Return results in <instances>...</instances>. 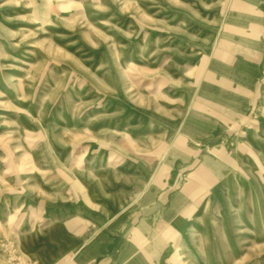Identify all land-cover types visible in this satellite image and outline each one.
<instances>
[{
    "label": "rangeland",
    "instance_id": "1",
    "mask_svg": "<svg viewBox=\"0 0 264 264\" xmlns=\"http://www.w3.org/2000/svg\"><path fill=\"white\" fill-rule=\"evenodd\" d=\"M264 264V0H0V264Z\"/></svg>",
    "mask_w": 264,
    "mask_h": 264
},
{
    "label": "built area",
    "instance_id": "2",
    "mask_svg": "<svg viewBox=\"0 0 264 264\" xmlns=\"http://www.w3.org/2000/svg\"><path fill=\"white\" fill-rule=\"evenodd\" d=\"M15 264H31L29 261L26 260H19Z\"/></svg>",
    "mask_w": 264,
    "mask_h": 264
}]
</instances>
